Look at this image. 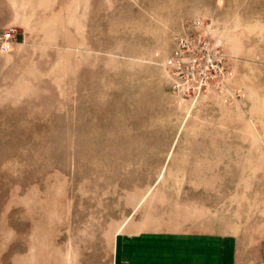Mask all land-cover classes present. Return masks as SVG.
I'll use <instances>...</instances> for the list:
<instances>
[{
  "label": "rangeland",
  "instance_id": "1",
  "mask_svg": "<svg viewBox=\"0 0 264 264\" xmlns=\"http://www.w3.org/2000/svg\"><path fill=\"white\" fill-rule=\"evenodd\" d=\"M10 25L0 264H119L208 217L260 236L264 0H0Z\"/></svg>",
  "mask_w": 264,
  "mask_h": 264
},
{
  "label": "crops",
  "instance_id": "2",
  "mask_svg": "<svg viewBox=\"0 0 264 264\" xmlns=\"http://www.w3.org/2000/svg\"><path fill=\"white\" fill-rule=\"evenodd\" d=\"M208 218L202 226L178 223L124 235L119 264H264V218L255 239L238 228H215Z\"/></svg>",
  "mask_w": 264,
  "mask_h": 264
},
{
  "label": "built area",
  "instance_id": "3",
  "mask_svg": "<svg viewBox=\"0 0 264 264\" xmlns=\"http://www.w3.org/2000/svg\"><path fill=\"white\" fill-rule=\"evenodd\" d=\"M199 24V23H198ZM200 25V24H199ZM198 25V26H199ZM18 33V29L16 26L14 25H10V26H7L3 29H0V43L3 45V46H10L11 43L14 41L16 35ZM192 37V36H191ZM202 40V39H201ZM179 47L182 48V47H188V40L186 37H182L181 38V43L179 44ZM178 48L176 50V56H177V59H175L174 57L172 59H170V63H174L175 65H178V66H181L182 65V62H181V56H182V53L180 52V50H185V49H180ZM210 60H212L210 58Z\"/></svg>",
  "mask_w": 264,
  "mask_h": 264
}]
</instances>
